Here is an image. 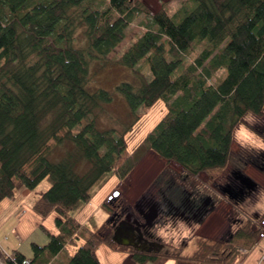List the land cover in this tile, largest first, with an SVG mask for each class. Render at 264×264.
<instances>
[{
    "label": "trees",
    "instance_id": "16d2710c",
    "mask_svg": "<svg viewBox=\"0 0 264 264\" xmlns=\"http://www.w3.org/2000/svg\"><path fill=\"white\" fill-rule=\"evenodd\" d=\"M179 4L171 11L161 1L152 11L142 0H0V201L47 178L33 209L55 223L52 231L42 226L48 240L32 243V258L15 250L8 264H51L75 239L83 243L65 264H105L96 251L101 244L129 252L138 263L174 257L201 264H236L256 246L264 214L257 224L245 216L223 239L194 235L191 253L116 244L113 228L122 218L110 200L101 203L108 217L95 230L70 214L76 202L90 201L99 176L111 170L123 183L141 156L127 149L123 133L97 125L96 113L113 92L86 87L91 63L107 62L140 15L147 16L141 32L114 60L137 77L115 86L135 118L142 105L164 100L166 112L143 137L144 148L187 174L213 176L230 162L235 127L250 126L244 116L264 115V0ZM220 69L224 75L213 81ZM66 142L71 148L60 160L50 159ZM253 163L264 169V152ZM170 186L159 192L167 213H191L201 222L211 204ZM230 200L240 204L238 197Z\"/></svg>",
    "mask_w": 264,
    "mask_h": 264
},
{
    "label": "rangeland",
    "instance_id": "374dc122",
    "mask_svg": "<svg viewBox=\"0 0 264 264\" xmlns=\"http://www.w3.org/2000/svg\"><path fill=\"white\" fill-rule=\"evenodd\" d=\"M142 1L152 11L158 9L161 1H166L172 11L180 6L181 0ZM146 18L147 16L140 15L138 19H135L127 27L125 39L113 51L108 53L107 62L94 61L91 63V73H89L88 85L86 86L87 89L103 87L113 92V98L110 103L104 104L96 113L97 125H99V128L114 127L117 132L123 133L128 144L127 149L132 155L137 154L141 156H139L135 167L123 183L117 184L119 177L111 170L99 176L89 188L93 201H90V205L86 206L80 216L83 219L82 217H85L86 212L90 210L95 211L93 207L99 202L100 196L102 201L104 197V201H112L113 208L116 209L118 217L125 220L144 223L147 220L146 214L153 212L151 214H156V217H153V222L149 225L152 229L151 235L153 239L158 243H165L163 244V249L169 252L191 253L195 248L192 241L194 235H209V238L212 235L215 239H223L232 234L240 226V223L242 224L245 216H250L253 220L255 219L256 224L257 220L263 216L264 169L260 170L253 161L258 153L264 152V147H260L264 143V138L259 136L261 130L264 133V115L259 118L252 113L244 116V120L250 126L247 127L244 123H240L235 127L233 131L235 141L232 145L233 152L230 155V162L220 171V174L213 176L208 175L206 172H200L198 176L187 174L181 169L179 164L174 162L165 163L164 159L160 158L158 154L144 148L142 144L143 137L166 112L164 100L157 99L152 106L142 105L137 110L139 117L135 118L133 113L129 112L128 103L116 91L115 86L122 81L138 82L137 77L133 74V70L126 65L117 64L114 59L124 50L125 46H128L138 36L143 28L142 21L146 20ZM147 68L148 65H143L142 72L148 74ZM222 75H224V70L220 69L216 72L213 81ZM54 148L49 154V158L59 161L60 156L66 149H70L71 145L66 142ZM83 164L86 163L84 162ZM237 169L240 172L242 171L241 174L239 171L238 173L236 172ZM241 179L244 180L242 181ZM49 182L47 178H44L40 186H43L45 183L49 185ZM167 185H172L170 186L172 189L190 191V195L198 198L204 196L208 197V199H213L216 201L217 206H215L216 208L210 216L201 220V222L196 221L195 218L189 221L186 218L182 219V217L178 216H166V206L160 202L162 194L159 192L163 190L164 186L167 187ZM236 185H240L238 187L241 188V191L234 188L237 187ZM226 188H229L233 193L235 191L239 193L237 197L240 198V204H236L230 200L231 198L224 192ZM20 189H23V187ZM114 189L120 191L119 195L114 196V199H107V195L111 191L113 192ZM223 196H226L231 201L229 203H232L235 210H230V208L228 209L225 206L226 204L222 200ZM86 203L81 200L76 202L71 210V216L78 212V210L82 211L80 208H83V205ZM109 227L110 225L106 224L103 231L106 232ZM75 241L78 243H69L67 245L71 253L75 251V248L79 244L83 243L81 239H76ZM63 256L62 254L60 257Z\"/></svg>",
    "mask_w": 264,
    "mask_h": 264
},
{
    "label": "crops",
    "instance_id": "0c3cea01",
    "mask_svg": "<svg viewBox=\"0 0 264 264\" xmlns=\"http://www.w3.org/2000/svg\"><path fill=\"white\" fill-rule=\"evenodd\" d=\"M40 183L35 188L29 190L19 188V190L16 191L14 197L8 199L4 198L0 201V264H8L6 256L11 255V253L15 250L20 254H23L27 258H32V243L42 245L48 240V234L43 230L42 226L50 229V231L55 229L53 216H39V213H37L33 209V204H35L34 201L37 197L40 196L41 193H43L45 188L48 186V183H45L43 186H40ZM39 186L40 188H38ZM203 199L206 203L211 204V206L208 207L205 216L203 217V219H205L206 217L210 216V214L215 210V206H217V204L216 201H214L213 199H208V197L203 196ZM104 200L105 197L103 201ZM222 200L224 204H226L225 206L228 209L230 208V210H235V208L232 206V203H229L231 201H229L226 196H223ZM90 201H93V199L90 198ZM90 201H87V203L83 205V208H80L82 211L78 210V212H76L73 216L83 225L86 224L89 228L95 230L98 227L104 225L108 213L106 209H101V203L103 201L100 196L99 202H97V204H95L93 207V209L95 208V211L90 210L89 212H86L85 217H82L83 219H81V212L83 213V210H85L86 206L90 205ZM165 211L166 216H178L182 217V219L186 218L189 221L190 219H194L196 217L191 213L187 214L184 212H179V214H177V212H174L173 214H171V212L167 213V210ZM153 217H156V214L147 215L148 221L146 220L144 221V223H141L142 225H144L145 229H149L150 231L152 230L150 228L151 226L149 225L151 222H153ZM258 223L261 224L262 231L257 238V242L255 244L256 246L254 248H251L250 250H247L243 255L244 257L240 258L236 262V264H264V217H262ZM202 236L209 237V235ZM210 238L215 239L212 235L210 236ZM71 243L77 244L78 242L74 241ZM158 244L161 245L158 248V251L166 250L163 249V244L165 243L159 242ZM67 245H65L64 249L60 250L57 255L54 256L53 259H51V264L66 263L69 255L72 254ZM96 251L98 252L97 255L100 260L105 264H201L199 262L191 263L190 261L180 260L174 257H162L159 259V261L150 260V262L146 261L138 263L131 257V254L129 252H126L123 249L115 250L107 245L105 246L104 244L99 245ZM62 254L64 256L60 257L62 256Z\"/></svg>",
    "mask_w": 264,
    "mask_h": 264
},
{
    "label": "water",
    "instance_id": "95a60500",
    "mask_svg": "<svg viewBox=\"0 0 264 264\" xmlns=\"http://www.w3.org/2000/svg\"><path fill=\"white\" fill-rule=\"evenodd\" d=\"M113 230L112 239L116 242V244L118 243L125 246L136 247L138 241L142 238V234H139L138 240L135 239V232L141 230L138 221L135 226V224L128 221V219H122L116 224ZM149 245H157L158 248L161 246L157 243V241L150 242ZM146 250L151 251L150 248H146Z\"/></svg>",
    "mask_w": 264,
    "mask_h": 264
},
{
    "label": "flooded vegetation",
    "instance_id": "af4514ba",
    "mask_svg": "<svg viewBox=\"0 0 264 264\" xmlns=\"http://www.w3.org/2000/svg\"><path fill=\"white\" fill-rule=\"evenodd\" d=\"M241 180L243 181L244 179H241ZM236 186L237 187H234V188H236L237 190L239 189V191H241V188H239L240 185H236ZM225 193H227V196L229 198H232V199L237 197V195L239 194L236 191H235V194H234L232 191L229 190V188L225 189ZM150 214H151V212H148L146 215H150ZM130 222L134 223L135 226H136V222L137 221H130ZM138 222H139V227H140L141 230L135 232V239L138 240V235L139 234H142V238H141V240L138 241L137 246L135 248L136 249H143V250H146V248H150V250H157L158 249L157 245H149L150 242L156 241L155 239H153V237L151 235V231L145 229L144 225H142L140 221H138ZM147 245H149V246H147Z\"/></svg>",
    "mask_w": 264,
    "mask_h": 264
},
{
    "label": "built area",
    "instance_id": "2783aa9c",
    "mask_svg": "<svg viewBox=\"0 0 264 264\" xmlns=\"http://www.w3.org/2000/svg\"><path fill=\"white\" fill-rule=\"evenodd\" d=\"M116 193H117V194L119 193V190H118V189H114L113 192L111 191V193H109V194L107 195V199H111V198H113L114 196H117V195H114V194H116ZM22 263H23V264H28L29 261L26 259V260H23Z\"/></svg>",
    "mask_w": 264,
    "mask_h": 264
},
{
    "label": "clouds",
    "instance_id": "9594fccd",
    "mask_svg": "<svg viewBox=\"0 0 264 264\" xmlns=\"http://www.w3.org/2000/svg\"><path fill=\"white\" fill-rule=\"evenodd\" d=\"M260 147H264V143H262V144L260 145Z\"/></svg>",
    "mask_w": 264,
    "mask_h": 264
},
{
    "label": "bare ground",
    "instance_id": "6f19581e",
    "mask_svg": "<svg viewBox=\"0 0 264 264\" xmlns=\"http://www.w3.org/2000/svg\"><path fill=\"white\" fill-rule=\"evenodd\" d=\"M117 195H119V193Z\"/></svg>",
    "mask_w": 264,
    "mask_h": 264
}]
</instances>
